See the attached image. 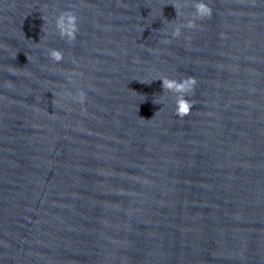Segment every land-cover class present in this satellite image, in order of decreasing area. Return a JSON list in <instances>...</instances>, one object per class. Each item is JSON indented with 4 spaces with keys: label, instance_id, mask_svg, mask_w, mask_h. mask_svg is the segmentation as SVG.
Returning <instances> with one entry per match:
<instances>
[{
    "label": "water",
    "instance_id": "1",
    "mask_svg": "<svg viewBox=\"0 0 264 264\" xmlns=\"http://www.w3.org/2000/svg\"><path fill=\"white\" fill-rule=\"evenodd\" d=\"M0 264H264V0H0Z\"/></svg>",
    "mask_w": 264,
    "mask_h": 264
},
{
    "label": "clouds",
    "instance_id": "2",
    "mask_svg": "<svg viewBox=\"0 0 264 264\" xmlns=\"http://www.w3.org/2000/svg\"><path fill=\"white\" fill-rule=\"evenodd\" d=\"M197 9V14L201 17L203 16H210L211 15V9L204 3H199L195 5ZM191 26V23L189 24ZM58 27L60 28L61 35H67L68 37L74 38V32H75V17L68 16L67 20H65V17H61L58 22ZM179 32V29H177V34ZM51 58L60 61L62 59V54L59 51L53 50L51 53ZM163 81V87L165 89L174 91L178 94H180L179 99L177 101V115L181 118L188 115L190 113V110L192 108V104L185 99V94H188L194 90V86L196 84L195 79L189 78L187 80H184L182 82H178L175 80H169L164 79ZM143 118V117H142Z\"/></svg>",
    "mask_w": 264,
    "mask_h": 264
}]
</instances>
